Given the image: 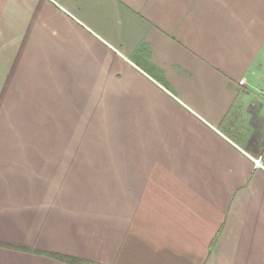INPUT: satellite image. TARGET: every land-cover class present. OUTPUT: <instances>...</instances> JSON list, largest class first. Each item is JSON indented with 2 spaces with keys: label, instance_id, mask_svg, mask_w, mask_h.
<instances>
[{
  "label": "crops",
  "instance_id": "0c3cea01",
  "mask_svg": "<svg viewBox=\"0 0 264 264\" xmlns=\"http://www.w3.org/2000/svg\"><path fill=\"white\" fill-rule=\"evenodd\" d=\"M0 264H264V0H0Z\"/></svg>",
  "mask_w": 264,
  "mask_h": 264
},
{
  "label": "built area",
  "instance_id": "2783aa9c",
  "mask_svg": "<svg viewBox=\"0 0 264 264\" xmlns=\"http://www.w3.org/2000/svg\"><path fill=\"white\" fill-rule=\"evenodd\" d=\"M239 85H244V80L239 81Z\"/></svg>",
  "mask_w": 264,
  "mask_h": 264
}]
</instances>
